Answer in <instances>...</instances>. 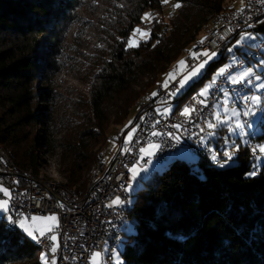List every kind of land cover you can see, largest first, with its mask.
Returning <instances> with one entry per match:
<instances>
[{
  "label": "trees",
  "instance_id": "trees-1",
  "mask_svg": "<svg viewBox=\"0 0 264 264\" xmlns=\"http://www.w3.org/2000/svg\"><path fill=\"white\" fill-rule=\"evenodd\" d=\"M85 1L0 0V146L23 170H38L31 128L43 120L44 110L37 109L38 102L54 99L53 92L41 88V83L61 69L62 40ZM177 1L182 4L179 21L169 33L161 0L111 3L102 20V44L88 76L89 99L61 145L59 172L75 192H84L111 125H127L116 137L110 136L117 141H124L133 127L126 121L135 99L145 91L134 88L140 77L164 72L177 59L195 39L188 36L181 41L191 25L203 19L202 13L232 9L226 0ZM152 11L148 37L129 47L143 15ZM252 31L264 36V16ZM226 55L224 50L197 80L156 110L169 104L173 111L181 109ZM214 140L213 150L220 153L216 161L202 154L193 162L175 157L132 194L128 218L134 219V230L123 239V264H264V162L257 165L246 144L238 146L233 163L221 167L218 162L228 159L223 155L226 146ZM248 140L264 142V127L260 132L250 131ZM254 167L257 174L248 175ZM8 224L0 217V264H42L34 240Z\"/></svg>",
  "mask_w": 264,
  "mask_h": 264
},
{
  "label": "rangeland",
  "instance_id": "rangeland-1",
  "mask_svg": "<svg viewBox=\"0 0 264 264\" xmlns=\"http://www.w3.org/2000/svg\"><path fill=\"white\" fill-rule=\"evenodd\" d=\"M161 1H162L161 15H163L162 17L165 23H167V29H168L167 33H169V29L173 25H177L179 21V19H177V16L179 14L180 7L176 8L174 7V5L177 3H179L180 5L182 4L177 0H167V2H163V0ZM242 1L243 0H226L225 5L227 7H231L232 9L236 7L239 8L243 4ZM111 3L113 4L114 0H86L85 3L77 9L75 22L70 24L67 34L65 35L61 43V55L59 56V63L61 69L58 72H56L51 78L49 79L47 78L45 81L41 83V88L51 90V92H53L54 95V99L51 102L47 103V102H42L41 100L38 102L37 109L44 110V113L42 114L43 120L39 123H36V125L31 128L32 130L31 137L33 143L31 149L34 151V155L40 153L39 155L37 154V156L39 157L38 163H40V168L38 167L39 169L38 171L44 177H52L59 181H63V182L65 181L64 177L59 172L60 169L59 160L61 159V150H62L61 145L67 142L68 139L67 137L69 133L68 129L72 127L75 121L78 120L79 114L83 109L85 99L86 100L89 99L88 76L90 75L92 69L95 66L94 63V57L96 54L95 52L97 51V48H99L102 44V32H101L103 28L102 20L107 16L108 11L111 7ZM146 13L149 14V17L144 18L143 23L136 28L139 29L140 31L135 32V34L133 31L130 37L131 40L136 42V45L140 40H144V38L146 39L148 37V32H149L148 23L150 21L151 16L154 14V11L146 12ZM145 14L143 15V17H145ZM188 14L189 12H187V15ZM207 14L208 12L202 13L201 17H203V19L199 18V20L195 22L194 25H191V29H188L187 33L183 35L184 37L181 41H184V39H186L188 36L189 37L195 36V39H193L191 43H189L185 48L182 49L181 54H179L177 59L167 66V69L164 72L154 75L149 74L140 77L138 81V85H136L134 88L136 90L140 88L141 89L145 88V91L141 95H139V97L145 94L150 95L153 92H156L157 87L164 85L165 80L168 79L167 74L172 73L176 79L184 72L185 70L184 63L183 65H181L179 62L184 60L183 52L185 50L192 49L190 48V46L196 41L201 40V38L205 35V29H203L202 23L203 21L206 20V16L208 17L209 15H211V14L209 15ZM141 33H146L147 35H141ZM242 33L251 34L252 38L245 40L241 45L235 47L232 53H230L228 49L235 45L236 40L240 39ZM238 34L233 40H231L229 45L225 48V51L227 53L225 60L216 67V69L211 74V76L207 78L200 87H198L199 89H197L196 92L200 93L205 87L211 85L210 87H208V93H209L210 89L213 88L214 85L212 84V81H215L217 78L220 77L217 76L216 74L221 69H225L226 72V70H228L230 65H234L236 61L241 60L243 61L244 65L241 68L235 69L227 73L226 75L227 82H229V84H233L227 79V76L229 74L234 78H238L245 70L251 68L252 73L249 76L250 78L252 77V75L254 76L253 80H255V77L257 75L261 77L260 80H257L256 84H254L253 86L251 85V89L255 91V95L260 97L259 94L262 88H258L256 86L259 84H263L262 73H264L263 72L264 48H261L260 55L250 58L249 54L252 52L253 49H259L261 42L264 41V36L259 33H254V31L252 30L243 31ZM218 58H219L218 55L215 56L205 65V67L210 62L216 61ZM234 58H235V62H234ZM247 60H249V62H247ZM205 67L200 70L199 74L196 77L189 80L183 88H186L190 83L197 80L205 70ZM158 68L159 67H156V70ZM249 77H245L244 81L247 82L246 80H248L247 78ZM149 81H152V84L146 86L148 85L147 83ZM223 90L224 89L221 90L222 97L219 99V101L216 102L214 106L213 118L211 121L207 123V125L209 123L215 124L216 127L211 129L208 128L205 140L207 139V137L215 139V137L218 136L219 139L217 141L219 142L220 146L225 145L226 151L232 153L233 157L239 145L248 144L251 157L254 159V162L257 163V165H259V163L264 161V156H262V154L259 152V147L261 145H264V142L251 143L250 140L248 139H249L250 131L254 130L255 132H260L264 127V102H261L259 106L253 108L254 115L248 116L249 121L245 123L247 120H242V116H244L243 112L247 110L246 106L243 104H240L238 106L233 105L232 99L236 97V94L233 91L225 92ZM139 97L135 99V102ZM135 102H134L135 106L131 108L128 116V120H131V123H129L128 120L126 121L129 124V126L130 124H133L134 117L136 116L138 111V107ZM114 105L115 103L111 104V106L108 105L110 106L111 117L113 116V113L115 111ZM183 107L181 109H183ZM166 108L168 109V114H170L173 112L174 106L173 104H171V106H168ZM233 109H235L239 113L238 116L232 115ZM164 110L165 109H163L162 111ZM217 117L219 118L220 121L219 123L217 122ZM237 120H239L241 124L244 125V127H242L241 129H236L235 123ZM224 121L227 122L225 123ZM249 124L251 126H248ZM124 127L125 124L119 126L111 125L110 129L107 132L108 135L107 141L103 145H100V148L97 147L99 148L98 151H103L105 153V161L109 160V158L113 154V151H115V149L119 146L118 144L121 143L122 140L121 138L118 141L110 140L111 137L113 138L116 137L119 132H122ZM132 129L133 127H131L127 131V133ZM209 132L213 134L209 136L208 135ZM127 133L125 134V137L127 136ZM39 142L40 143L45 142L44 143L45 147L42 148V146L39 145ZM44 149L47 150L45 151ZM253 149H256V151L254 152ZM210 151L212 155L215 153L214 150H210ZM215 154L217 158L220 153L216 152ZM143 157L144 155L140 153L137 160L139 161V165L137 166L139 167L140 165H142L146 170L141 171L139 173V175L136 178V185L131 186V188L129 189L132 194H134V192L137 189L143 187L145 181H150L154 172L155 174H158L168 165V163L166 162L157 161L152 156H151V163H149L148 165H143L142 164ZM257 157H261V159H257ZM176 158L184 162H193L196 161L197 155L190 153L185 148H180L176 155ZM226 160L228 161L226 164H230L234 162L233 159L231 160L226 159ZM218 165L220 166L221 164H219L218 162ZM5 199H7V197H5ZM130 203H131V199H130ZM8 207H9V203H8ZM52 215L53 214H33L30 216L29 220L25 218H22V220L24 221L25 226L29 227L30 230H35V235H37L39 234L40 231L48 232L47 229L49 227H51L52 230L54 229L53 227H55L58 222L57 219L55 223L45 219L46 217ZM0 217L8 220L9 222L11 220L9 219L11 218L10 209L8 211H0ZM33 217H35L36 219L33 220L32 219ZM17 227L25 236H27L29 239L32 240V238L29 237L23 231V229L19 227V224L17 225ZM133 230H134V219L130 216L125 222V225L123 227L124 236L122 237V240L117 244L116 248L114 249L113 257L111 259V262H109L110 264H123V259L121 257V252L124 247L123 239L126 237V235L131 234ZM54 236L57 237L56 234ZM53 242H55L53 246H55L57 249L58 237L56 241ZM108 247L109 244L106 242L105 243L106 253L108 251ZM100 254L101 255L99 257V264H103L104 262L103 254L102 253ZM39 255H40V259L42 256L44 257V259H41L42 264H51V261L53 260L55 261V259H48L47 256L44 255L42 251H40ZM91 257L92 254L90 256V262H91Z\"/></svg>",
  "mask_w": 264,
  "mask_h": 264
},
{
  "label": "built area",
  "instance_id": "built-area-1",
  "mask_svg": "<svg viewBox=\"0 0 264 264\" xmlns=\"http://www.w3.org/2000/svg\"><path fill=\"white\" fill-rule=\"evenodd\" d=\"M242 2L244 11L238 12L242 6L231 9L229 20H223L219 27L211 31V35L203 38V43L185 56L184 72L176 79L170 80L167 88L161 85L155 92L156 96L151 94L150 102H144L140 114L134 117L135 132L131 142L125 144L121 140V146L113 151L107 167H99L98 162L88 199H80V195L79 199H72L69 192L59 191L53 183L35 182L28 176H16L0 159V185L10 190L11 199L8 201L10 217L15 220L16 226L19 224L17 218L29 220L33 214L56 215L58 222L54 229L51 232H45L44 236L36 235L37 239L46 245L52 259L56 258V264H90L91 252L94 251L103 254V264L110 262L108 253L105 251L107 234L113 235V230H118L121 215H125L124 200L126 201L125 197L130 192L128 185L134 183L129 179L131 176L129 169L138 160L140 148H146L150 143L160 145L152 156L157 161L175 156L180 148H185L194 155L209 156V149H205L208 131L205 129V122L212 120L213 106L217 102L214 101V93L216 89L236 88V84L218 83L217 78L206 97L203 98L198 95L199 92H196V98L187 106L194 109L188 119L181 113H177L176 117H168V111H159L156 108L171 101L173 96L170 93L179 86L178 81L182 76L206 59L202 55L205 50L214 51L217 56L224 52L228 42L238 33L251 31L256 27L264 16V0H243ZM252 52L253 57L260 55L261 47L253 49ZM262 77L264 84V73ZM256 83L255 79L248 84L250 94L246 96L255 95L251 85ZM200 100H205L206 103L201 104ZM263 101L264 98H260V103ZM232 102L235 106L243 104L246 108L251 107L249 101L243 98H233ZM242 120L248 122L249 118L242 116ZM173 125H179V127H173ZM153 132L158 135L153 136ZM149 160L151 157L144 156L142 164L148 165ZM117 197L123 203L110 206ZM2 198L5 199L0 193V199ZM55 234L58 237V245L53 252L51 249L54 242L50 237Z\"/></svg>",
  "mask_w": 264,
  "mask_h": 264
},
{
  "label": "bare ground",
  "instance_id": "bare-ground-1",
  "mask_svg": "<svg viewBox=\"0 0 264 264\" xmlns=\"http://www.w3.org/2000/svg\"><path fill=\"white\" fill-rule=\"evenodd\" d=\"M226 10H223L222 12L217 13V14H211L208 17H206V19H207L205 21L206 23L202 24L203 29H205V35L201 38V40L204 37H208L209 35H211V31H213L215 28L219 27L220 23L223 20H229V12L231 11V9H228L227 11ZM201 40L195 42V44L190 47L192 49L185 50L183 52L184 58L189 52L195 50L197 48V46H199ZM260 47L264 48V41L261 42ZM221 54H223V53H220L218 56H220ZM249 57L252 58L253 54L252 53L249 54ZM243 65H244L243 61L238 60V61L235 62L234 65H232V66H230L228 68L227 73H229L230 71H233L235 69L241 68ZM227 73L225 75H223V76H220L218 78V83H228L227 80H226ZM250 79L253 80L254 76L252 75V77ZM247 84H248L247 82L241 81L240 83L236 84V88H227L226 87V88H224L223 91H225V92L226 91H233L236 94L235 98H244V96H246V94H250V88L247 86ZM158 88L159 87H157V89ZM221 90L222 89H216V93H214V101H219V99L222 97V91ZM259 96H260V98H264V88H262ZM195 98H196V93L192 94L187 99V102L184 103V107H187L188 105H190V103ZM150 101H151V94L150 95L145 94V95H142L141 97L138 98V100H137L138 111H137L136 116H138V114H140V109H141L142 105L144 104V102H150ZM184 107H183V109H184ZM177 113H181V109L173 111L172 113L168 114V117H174V116L176 117ZM212 114L214 115V106H213ZM213 115H212V118H213ZM207 123L208 122H205V129H208ZM44 143L45 142H43V143L41 142L39 145H41L42 148H43V147H45ZM118 145L121 146V143H119ZM38 148H39V146H38ZM36 151H37V149H36ZM37 154L39 155L40 153H37ZM37 154H36V156H37ZM176 155L175 156H170V157H167V158H163L159 162L170 161L173 158H175ZM0 159L3 160V163H5L9 167V170L12 171L13 174H15L16 176H28L29 178L31 177V179L33 181H35V182L53 183V184L56 185V187H57V189L59 191H67V192H69V194L72 195V199H79V195H80V199H84V200L88 199L90 186L92 184L93 174L96 172V169L98 167V162H99V167H107L108 166V162L110 161V159L108 161H105V153L103 151H98L97 155L95 157V160H94V162H93V164H92V166L90 168V171H89V177H88V182H87L86 188H85L83 193H77L73 189L68 187L66 185L65 181L64 182L63 181H59V180L54 179L52 177H44L42 174L39 173V171H38L39 169L37 170V172H33L32 170H23V169L19 168L18 166H16L10 160V158L7 156V154L4 152V150H2L1 146H0ZM41 159H42V157H41ZM39 168H40V163H39ZM131 185L135 186L136 185V180ZM125 198H126V201L124 200L125 215H121V222L118 225V230H113V235L112 234H107V238H106L107 239V243L109 244L107 253H108V258H109L110 262H111V259L113 257L114 249L116 248L117 244L122 240V237L124 236L123 227L125 225L126 220L128 219L129 211H130V208H131L130 199H132V193L129 192L127 197H125ZM9 225L11 227H17L14 219H11L9 221ZM33 242H35V244L39 247L40 251H42L43 254L47 256L48 259H52V255H49L48 249H47L46 245H44L43 241L35 239ZM113 242H114V247H113ZM107 264H110V263H107Z\"/></svg>",
  "mask_w": 264,
  "mask_h": 264
},
{
  "label": "snow or ice",
  "instance_id": "snow-or-ice-1",
  "mask_svg": "<svg viewBox=\"0 0 264 264\" xmlns=\"http://www.w3.org/2000/svg\"><path fill=\"white\" fill-rule=\"evenodd\" d=\"M163 2H167V0H163ZM180 6H181V5H180L179 3H177V4L174 5V7H176V8H178V7H180ZM243 11H244V7H243V4H242V7L238 10V12H243ZM148 17H149V14L146 13V14H145V17H143L142 19H144V18H148ZM139 31H140L139 29L134 30V34H135V32H139ZM141 35H147V34H146V33H141ZM251 38H252V37H251V34L242 33L240 39L236 40L235 45H234L233 47L229 48L228 51H229L230 53H232V52H233V49H234L235 47L241 45L245 40H248V39H251ZM203 42H204V40L202 39V40L200 41V43H203ZM128 46H129V47H135V46H136V42L133 41V40H131V39H129V41H128ZM202 55H203L204 57H206V59L203 60L202 62H200V63L198 64V66L192 68L189 72H187L186 74H184L183 77L178 81V85H179V86L176 88V90H175L174 92H171L170 95L175 96V95H176V94H177V93H178V92H179V91H180V90L186 85V83H187L189 80H191L192 78L196 77V76L199 74L200 70L203 69V68L205 67V65H206L210 60H212V59L216 56V52H214V51H213V52H209V51L205 50V51L202 53ZM234 62H235V58H234ZM179 63H180L181 65H183L184 62H183V61H180ZM251 73H252V69L249 68V69L245 70V71H244V72H243L238 78H234V77H232V76L229 74V75L227 76V79H228L231 83L236 84V83H240L241 81H244V80H245V77H249V76L251 75ZM224 74H225V69H221L216 75H217V76H223ZM167 75H168V79L165 80L164 85H163L165 88L168 87V83H169L170 80L175 79V76H174L172 73H169V74H167ZM255 79H256V80H260L261 77L257 75V76L255 77ZM214 83H215V81H212V84H214ZM247 83H248V84H251V83H252V80H251V79H248V80H247ZM210 86H211V85H209L208 87H210ZM208 87H205V88H204V89H203L198 95L201 96V97H206V96L208 95ZM256 87H258V88H264V84H259V85H257ZM156 95H157V94H156L155 92L152 93V96H156ZM243 99H245L246 101H249L250 105L252 106V107L247 108V110H245V111L243 112V115H244L245 117H248V116H250V115H254L253 108H255V107H257V106L260 105V97H258V96H256V95H252V96H250V97L245 96ZM199 103H201V104H205L206 101H205V100H200ZM164 111L167 112L168 109L165 108ZM192 111H194V109H190L189 107H185V108L183 109V111L181 112V115L184 116L186 119H188V118H190V116H191V112H192ZM232 115H233V116H238L239 113H238L235 109H233V110H232ZM217 122H218V123L220 122L218 117H217ZM224 122L226 123L227 121H224ZM129 123H131V121H130ZM245 123H247V121H246ZM248 126H251V125L249 124ZM125 127H127V125H126ZM173 127H179V125H173ZM207 127H208L209 129H211V128L216 127V125H215V124H212V123H209V124L207 125ZM242 127H244V125H242L241 122H240L239 120H237L236 123H235V128H236V129H241ZM134 132H135V128H133L131 131H129V132L127 133V136L125 137V140H124V143H125V144H128V143L131 142V138H132ZM212 134H213V133H211V132L208 133L209 136H211ZM152 135H153V136H156V135H158V133L153 132ZM177 139H178V137H177ZM159 147H160V145H158V144L150 143L146 148H145V147L140 148V152H141L144 156L151 157V156L154 155V150H155V149H158ZM124 151H128V149H124ZM253 151L255 152L256 149H253ZM259 152L262 154V156H264V145H261V146L259 147ZM223 155H224L225 157H227L228 160H231V158H232V153H230V152H228V151H225V152L223 153ZM212 159H213V161H216L217 158H216V155H215V154L212 155ZM257 159H261V157H257ZM227 162H228L227 160L224 161V163H227ZM262 162H264V161H262ZM147 163H151V160L147 161ZM137 165H139V161H137L136 164H134V165L129 169V172L131 173V176H130V178H129L130 181H135L136 178H137V176L139 175V173H140L141 171H145V170H146L142 165H140L139 167H138ZM220 166L223 167V164H221ZM256 174H257L256 167H254V169H253L252 172L248 173V175H252V176H254V175H256ZM131 186H132L131 183H129L128 188H131ZM126 190H127V189H126ZM0 193H2L4 197H7V199H0V211H8V210H9V207H8V201L11 199V193H10V190H8L7 188H5V187H3L2 185H0ZM122 203H123V201H121L120 198L117 197L116 199H114V200L111 202V205H110V206L120 205V204H122ZM9 219H11V218H9ZM17 219H18L19 227H20L21 229H23V231H24L29 237H31L32 239H37V236L35 235V230H30L29 227H26V226H25V223H24V221H23L22 219H19V218H17ZM32 219L35 220L36 218L33 217ZM45 219H46V220H49V221H51V222H53V223H55L57 218H56L55 215H52V216L46 217ZM47 231H48V232H51V231H52V228L49 227V228L47 229ZM39 235H40V236H44V235H45V232H44V231H40V232H39ZM50 239H51L52 241H56L57 237L53 235V236L50 237ZM51 250H52L53 252H55V251H56V247L53 246V248H52ZM100 255H101L100 252H93V253H92V257H91V262H90V264H99V257H100ZM41 259H44V257L42 256ZM51 264H55V261H54V260L51 261Z\"/></svg>",
  "mask_w": 264,
  "mask_h": 264
},
{
  "label": "crops",
  "instance_id": "crops-1",
  "mask_svg": "<svg viewBox=\"0 0 264 264\" xmlns=\"http://www.w3.org/2000/svg\"><path fill=\"white\" fill-rule=\"evenodd\" d=\"M249 78H250V77H249ZM249 78H247V79H249ZM260 91H261V90H260ZM216 137H217V138H216ZM216 137H215V139H216V141H217L219 138H218V136H216ZM214 141H215V140H214L213 138H210V137H207V139L205 140V143L208 144V149H209V152H210L209 156L212 155L210 149L213 150V148H214V146H215V142H214ZM214 154H215V153H214ZM215 155H216V154H215ZM211 157H212V156H211ZM219 164L226 165V163H224V161H220ZM54 243H55V242H54ZM53 259H55V264H56V258H53Z\"/></svg>",
  "mask_w": 264,
  "mask_h": 264
}]
</instances>
